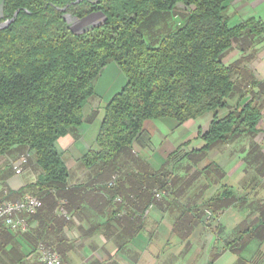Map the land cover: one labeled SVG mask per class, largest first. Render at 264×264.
Listing matches in <instances>:
<instances>
[{
	"label": "trees",
	"instance_id": "16d2710c",
	"mask_svg": "<svg viewBox=\"0 0 264 264\" xmlns=\"http://www.w3.org/2000/svg\"><path fill=\"white\" fill-rule=\"evenodd\" d=\"M233 1L2 0L0 24L11 22L0 29V177L9 170L13 173L15 164L12 168L3 164L13 162L11 154L22 147L32 159L27 163L38 174L29 185L6 189L0 203L19 202L27 195L42 202L37 213L28 217V223L36 218L42 224L40 237L35 235L37 244L55 247L61 256L66 242L60 236L66 223L62 211L67 215L77 212L83 201L93 199L92 193L101 196L92 185H70L58 141L84 123L85 109L96 96V81L108 66L119 69L125 84L105 104L95 149L88 150L80 163L95 181L105 182L101 189L112 198L130 195L126 200L133 205L146 196L149 207L154 190L171 194L174 166L170 161L166 170L137 171L140 164L133 150L140 144L147 122L171 119L181 127L212 114L206 131L198 132L202 147L177 160L186 159L192 166L202 164L218 146L256 129L260 113L253 100L218 116L238 89L233 77L240 70L236 63L225 65L224 54L234 46L245 52L260 37L264 41L260 20L250 18L229 25L223 13ZM178 6L186 12L179 28L156 46L147 45L141 24L154 13ZM93 14L102 16L101 23L85 30L74 28L73 24ZM243 91L245 95L247 91ZM187 145L179 146L168 160ZM212 168L219 170L209 162L194 178L212 173ZM114 175L119 176L116 187L108 188ZM212 177L214 184L222 178L212 175L207 181ZM83 188L90 192L83 193ZM229 196L223 190L208 203L219 211ZM186 212L179 217V227L187 222ZM189 219L195 218L189 215ZM53 227L57 244L43 240V233ZM136 230L131 229L132 234ZM9 232L0 225V236L8 237ZM29 232L22 235L28 237Z\"/></svg>",
	"mask_w": 264,
	"mask_h": 264
},
{
	"label": "rangeland",
	"instance_id": "374dc122",
	"mask_svg": "<svg viewBox=\"0 0 264 264\" xmlns=\"http://www.w3.org/2000/svg\"><path fill=\"white\" fill-rule=\"evenodd\" d=\"M185 14L184 8L178 6L173 11L154 13L147 18L140 26V32L146 44L151 47L156 46L161 39L173 33L179 28ZM223 15L230 26H235L250 18L264 23V0H234L227 5ZM101 21L102 16L100 14H93L76 22L73 26L76 30H85L101 23ZM262 40V37L255 39L254 45L245 52H240L237 46H234L224 54L222 59L225 65L236 63L240 70L238 75L236 73L233 77L238 89L228 100V108L220 110L218 116L226 115L230 110L235 109L238 104L244 105L246 102L253 100L260 113V121L254 131L239 136L227 145L218 146L209 153L208 158L202 164L192 166L186 159L177 160L188 151L198 150L202 147L198 148L200 144L198 135L204 133L208 128L212 114L198 119L193 130L189 126L177 127V129L172 130L171 127L166 126V124L176 126V123L171 119L150 121L152 126L158 130V135L165 136L168 142L172 144L178 145L190 140L187 147L185 149L183 147L175 157L170 160L167 159L168 162L166 161L160 170H166L169 161L170 164H173L172 174L182 176V179L178 176L171 178L174 187L177 183L184 182L185 179L183 178L188 176L193 178L196 171L209 162H213L219 167L218 171H213L214 168H212V171H210L212 173L198 176L195 178L197 180L194 179L195 181L191 179L189 182V186H191L188 191H192V197H194L193 201L187 204L189 208L183 209V211L188 210L187 214L195 219L189 223L188 228L170 227L169 230L172 229L173 231L167 237L170 240L166 239L162 246H158L160 250V252H157L159 257H153L152 264H264V41ZM244 83L246 84L245 89ZM243 90L247 91L245 95L242 93ZM241 96H243L242 99ZM163 122L166 127L162 125ZM193 131L195 133L199 131V134H197L199 140L193 138ZM136 150L134 148L133 153L138 156L139 153L137 154ZM61 154L63 160H65L66 154L62 152ZM11 157L13 159H10L13 162L4 163L3 167L12 168L21 159L26 158V149L22 147L13 152ZM236 157H238V161H236ZM27 160L32 159L31 157L26 158V164L23 166L21 174L16 175L12 169L13 173L9 170L0 177V199L4 197L6 189H16L19 184L28 183L26 182L28 179L35 181L38 171L36 168H31ZM175 161L178 163L174 164ZM78 164L81 165V163ZM129 168L135 170L137 166L130 165ZM141 172L143 173V171ZM79 174L84 177H87V175L92 176V173L85 170L84 167L81 168ZM212 175L215 178L222 176L219 181L216 180L219 182L218 184L213 183V177L212 180L207 181V178L210 177L211 179ZM118 177L114 175L111 178L108 188L114 187L112 181L114 178L119 179ZM203 178H205L206 184L202 183ZM202 184L207 188L204 187L203 189ZM110 185L112 187H109ZM219 185L223 186L220 189L217 187L220 196L223 190H228L230 196L229 199L223 198L219 211H217L214 207H210L208 203L213 195H210V192L205 193L203 196L202 194L208 188L212 186L215 188ZM120 196L124 203L117 205L116 208L111 206L112 211L114 209H124L129 205L126 199L130 195L120 194ZM197 202H200V205H197L194 210L191 209ZM176 203L178 201H175V205H177ZM178 204H181V202ZM191 205L193 206L191 207ZM182 208L183 206L177 209L182 211ZM115 211L113 214L117 213ZM223 213L224 215L221 217L220 214ZM183 235L184 238L187 236V240L183 238ZM188 240L190 243H187ZM25 262L38 264L37 256Z\"/></svg>",
	"mask_w": 264,
	"mask_h": 264
},
{
	"label": "crops",
	"instance_id": "0c3cea01",
	"mask_svg": "<svg viewBox=\"0 0 264 264\" xmlns=\"http://www.w3.org/2000/svg\"><path fill=\"white\" fill-rule=\"evenodd\" d=\"M124 84L125 79L116 66L111 65L104 69L96 81V96L85 109L84 123L76 131L71 132L58 141L60 151L66 154L64 161L69 170L70 185H92L94 188L92 190H96L101 195L96 198L92 193L93 199L83 201L77 212L72 210L67 215L68 219L65 218L66 223L60 233V236L66 240V242H63L62 247V264H152L151 260L153 257H159L157 253L160 252L158 246H162L166 239L170 240L167 238L170 233H173L172 229L171 231L169 230L170 227H179L177 225L180 222L179 217L183 212H186L183 209L189 208L187 204L193 201L192 191H188V189L191 186H189V182L195 178H189L188 176L183 178L185 179L184 182L177 183L175 187L173 184L170 185V197H165L160 201L153 200L147 207L148 200L146 196H141L133 205L130 204L124 209H114V211L117 210L114 215V211L110 207L116 208L117 205L123 204L124 201L116 202L119 197L112 198L106 194L101 189L105 182L95 181L93 175L84 177L79 174L83 167L82 164L80 166L78 164L81 157L88 151V148H95V140L103 116V108ZM196 121L188 122L183 126H189L193 130L197 123ZM162 125H164V122ZM166 126L168 128L171 127L172 130L178 127L177 125L174 126V124H166ZM157 132L156 127L152 126L150 122L145 124V133L141 137L140 144L135 147L138 150H136L137 154L139 153L137 156L140 164L137 170L139 174L142 173L141 171L143 173L159 172L169 155L179 146L190 141L188 140L178 145L172 144L168 142L165 136L162 137ZM193 132V138L199 140L197 139L199 131ZM199 141L198 148L202 146L201 140ZM236 161H238V157H236ZM142 164L143 166H141ZM175 176L182 179L180 174H174L172 177ZM202 181V183L206 184L205 178ZM26 182L28 183L24 185L19 184L18 188L29 185L34 181L28 179ZM115 187L116 184L113 188ZM201 187L204 189L205 186L202 184ZM213 187L203 192L202 196L207 192H210V195L213 196L217 195L220 185ZM82 190H84L82 191L83 193L89 191L84 188ZM174 194L175 196H173ZM175 201L181 202V204L176 203L177 205H175ZM197 205H200V202H197L194 206L191 205V207L193 206L191 209L194 210ZM182 206V211H179L177 208ZM222 215L224 213L220 214L221 217ZM186 216L188 218L187 222L181 224L180 229L189 227L188 224L191 220L187 212ZM41 225L36 218L30 219V235L28 237L12 231L9 232L8 237L0 236V248H2L0 251L2 256L0 264H29L25 261L35 256L38 259V246L42 243L37 244L39 242L36 240L35 235L37 234L40 237V230H43ZM136 228L138 229L136 230ZM131 229L136 231L132 234ZM55 232L57 231L54 227L48 228V231L43 233L45 234L43 235V240L46 239V242L57 244ZM184 239L187 240V236ZM187 243H190V241L188 240ZM53 248L55 250V247Z\"/></svg>",
	"mask_w": 264,
	"mask_h": 264
},
{
	"label": "built area",
	"instance_id": "2783aa9c",
	"mask_svg": "<svg viewBox=\"0 0 264 264\" xmlns=\"http://www.w3.org/2000/svg\"><path fill=\"white\" fill-rule=\"evenodd\" d=\"M26 164V158L21 159L14 165V172L16 175L21 174L23 166ZM116 179L112 181V185H115ZM109 187H112L111 185ZM169 192L167 190H154L153 199L160 201L167 197ZM121 199L117 198L116 202H120ZM42 202L35 197L26 196L19 202H1L0 203V225L4 224L10 231L14 233L24 234L29 229L28 217L37 213L42 207ZM62 216L68 219L65 212H62ZM38 264H62L60 256L50 248H47L43 244L38 246Z\"/></svg>",
	"mask_w": 264,
	"mask_h": 264
},
{
	"label": "water",
	"instance_id": "95a60500",
	"mask_svg": "<svg viewBox=\"0 0 264 264\" xmlns=\"http://www.w3.org/2000/svg\"><path fill=\"white\" fill-rule=\"evenodd\" d=\"M11 22V20H9V21H6V22H4V23H2V24H0V29H2V28H4V27H6L9 23Z\"/></svg>",
	"mask_w": 264,
	"mask_h": 264
}]
</instances>
